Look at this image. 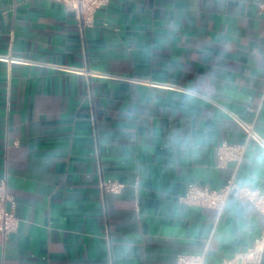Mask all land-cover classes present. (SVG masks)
<instances>
[{
	"label": "crops",
	"instance_id": "obj_1",
	"mask_svg": "<svg viewBox=\"0 0 264 264\" xmlns=\"http://www.w3.org/2000/svg\"><path fill=\"white\" fill-rule=\"evenodd\" d=\"M262 2L110 0L83 35L61 2L0 0V180L20 218L0 264H217L252 247V202L179 197L233 176L264 194ZM189 135L195 151L171 144ZM223 140L248 141L240 165H218Z\"/></svg>",
	"mask_w": 264,
	"mask_h": 264
},
{
	"label": "built area",
	"instance_id": "obj_2",
	"mask_svg": "<svg viewBox=\"0 0 264 264\" xmlns=\"http://www.w3.org/2000/svg\"><path fill=\"white\" fill-rule=\"evenodd\" d=\"M63 3L68 9L75 12L79 30L84 35L85 28L94 22L96 12L106 6L110 0H55ZM258 13L264 16V2L259 3ZM95 156L99 160L96 120L93 116ZM251 133V132H250ZM248 147V141L243 143H231L223 140L218 146V165L225 166L229 162L240 165L244 160ZM125 183L118 180L100 178L99 187L102 192H119ZM244 189L241 191V189ZM245 192L247 194H245ZM236 195L240 199L252 202L257 209L264 213V194L259 189L240 185L236 177L229 178L221 187L213 188L208 184L190 182L186 192L179 197V202L187 205H195L224 210L230 195ZM20 218L16 214V203L8 191L7 179L0 180V232L7 239L11 233L19 229ZM264 251V235L256 239L255 244L246 251L236 254L232 258H226L217 264H260ZM206 255L180 253L176 264H205Z\"/></svg>",
	"mask_w": 264,
	"mask_h": 264
},
{
	"label": "clouds",
	"instance_id": "obj_3",
	"mask_svg": "<svg viewBox=\"0 0 264 264\" xmlns=\"http://www.w3.org/2000/svg\"><path fill=\"white\" fill-rule=\"evenodd\" d=\"M171 144L174 146V148L177 151H188L190 149L192 151H195L198 146L195 141V138L192 137L191 135L185 137L175 136L172 138ZM243 190L244 189L242 188L241 191ZM245 194L247 193L245 192Z\"/></svg>",
	"mask_w": 264,
	"mask_h": 264
},
{
	"label": "water",
	"instance_id": "obj_4",
	"mask_svg": "<svg viewBox=\"0 0 264 264\" xmlns=\"http://www.w3.org/2000/svg\"><path fill=\"white\" fill-rule=\"evenodd\" d=\"M260 264H264V251H263V255H262L261 263Z\"/></svg>",
	"mask_w": 264,
	"mask_h": 264
}]
</instances>
